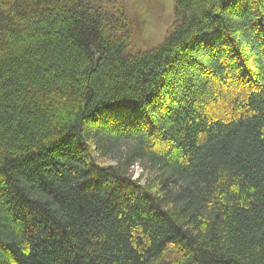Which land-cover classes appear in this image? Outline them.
<instances>
[{"label":"trees","instance_id":"16d2710c","mask_svg":"<svg viewBox=\"0 0 264 264\" xmlns=\"http://www.w3.org/2000/svg\"><path fill=\"white\" fill-rule=\"evenodd\" d=\"M132 31L114 0H0V264H264V0Z\"/></svg>","mask_w":264,"mask_h":264},{"label":"rangeland","instance_id":"374dc122","mask_svg":"<svg viewBox=\"0 0 264 264\" xmlns=\"http://www.w3.org/2000/svg\"><path fill=\"white\" fill-rule=\"evenodd\" d=\"M126 12L133 32L132 51L145 50L161 43L173 24L174 0H114ZM135 176L138 167L134 168Z\"/></svg>","mask_w":264,"mask_h":264},{"label":"bare ground","instance_id":"6f19581e","mask_svg":"<svg viewBox=\"0 0 264 264\" xmlns=\"http://www.w3.org/2000/svg\"><path fill=\"white\" fill-rule=\"evenodd\" d=\"M205 36V35H204ZM155 47V46H154ZM151 48V47H150Z\"/></svg>","mask_w":264,"mask_h":264}]
</instances>
